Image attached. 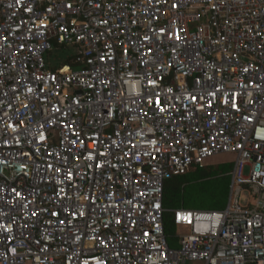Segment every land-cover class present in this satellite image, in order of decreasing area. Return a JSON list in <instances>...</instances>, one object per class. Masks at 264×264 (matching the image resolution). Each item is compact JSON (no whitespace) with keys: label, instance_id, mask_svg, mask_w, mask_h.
<instances>
[{"label":"built area","instance_id":"built-area-1","mask_svg":"<svg viewBox=\"0 0 264 264\" xmlns=\"http://www.w3.org/2000/svg\"><path fill=\"white\" fill-rule=\"evenodd\" d=\"M0 264H264V0H0Z\"/></svg>","mask_w":264,"mask_h":264},{"label":"trees","instance_id":"trees-1","mask_svg":"<svg viewBox=\"0 0 264 264\" xmlns=\"http://www.w3.org/2000/svg\"><path fill=\"white\" fill-rule=\"evenodd\" d=\"M54 50L59 49V55L65 50L63 60L75 67L73 63L75 49L73 46L53 43ZM58 56V54H55ZM57 70V67H52ZM232 161L207 164L197 167L185 174L175 176L164 183L163 205L173 209L178 207L193 209H221L225 206L228 197L230 172ZM164 225L167 234L174 229L171 213L164 214ZM171 244V242L169 241Z\"/></svg>","mask_w":264,"mask_h":264},{"label":"rangeland","instance_id":"rangeland-1","mask_svg":"<svg viewBox=\"0 0 264 264\" xmlns=\"http://www.w3.org/2000/svg\"><path fill=\"white\" fill-rule=\"evenodd\" d=\"M67 53H68V51L64 50L59 55V49H55V51L52 52L51 54L46 53V54H44V56H45L46 62L52 64V66H57V65L61 64L62 62H64L63 57ZM55 54H58V56ZM232 157L233 156L231 154H220V155L213 156V157L207 159L206 161L210 162V163H219V162L229 161L230 159H232ZM173 232H174V229H173Z\"/></svg>","mask_w":264,"mask_h":264},{"label":"crops","instance_id":"crops-1","mask_svg":"<svg viewBox=\"0 0 264 264\" xmlns=\"http://www.w3.org/2000/svg\"><path fill=\"white\" fill-rule=\"evenodd\" d=\"M48 63V62H47ZM65 62H62L61 64H59V65H57V66H52V64H50V63H48V65H49V68L51 69L52 67H57V69H59L61 66H62V64H64ZM229 161H232V159H230ZM225 162V161H224ZM207 164H215V163H210V162H207ZM206 164V165H207Z\"/></svg>","mask_w":264,"mask_h":264}]
</instances>
